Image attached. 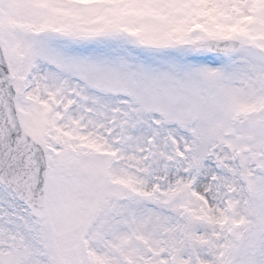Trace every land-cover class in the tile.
Segmentation results:
<instances>
[{"label":"snow or ice","instance_id":"obj_1","mask_svg":"<svg viewBox=\"0 0 264 264\" xmlns=\"http://www.w3.org/2000/svg\"><path fill=\"white\" fill-rule=\"evenodd\" d=\"M0 264H264V0H0Z\"/></svg>","mask_w":264,"mask_h":264}]
</instances>
